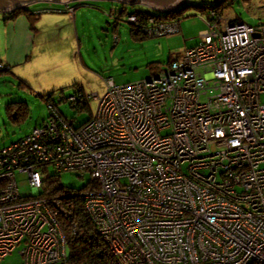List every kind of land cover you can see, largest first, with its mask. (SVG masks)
Returning <instances> with one entry per match:
<instances>
[{
	"label": "built area",
	"instance_id": "1",
	"mask_svg": "<svg viewBox=\"0 0 264 264\" xmlns=\"http://www.w3.org/2000/svg\"><path fill=\"white\" fill-rule=\"evenodd\" d=\"M221 15L163 72L107 79L102 97L88 96L97 106L85 123L48 102L42 124L0 147V264L17 248L20 264H67L58 217L72 196L117 264H264V23ZM143 32L173 35L180 22L148 17ZM65 173L90 181L43 194ZM16 174L31 194L20 195Z\"/></svg>",
	"mask_w": 264,
	"mask_h": 264
},
{
	"label": "rangeland",
	"instance_id": "2",
	"mask_svg": "<svg viewBox=\"0 0 264 264\" xmlns=\"http://www.w3.org/2000/svg\"><path fill=\"white\" fill-rule=\"evenodd\" d=\"M222 2L221 16L230 20L229 24L264 23V0H186L178 7L176 19L180 22V32L152 38L133 34L132 26L127 23V14L135 10L160 14L142 5L126 6V12L118 17L116 13L124 5L113 1L75 0L68 4L37 1L22 9L33 24L32 29L29 27L35 36L30 53L22 64L12 67L3 63L7 47L6 17L10 12H0V65L9 67L0 72V147L23 139L49 116L47 104L40 96L55 92L54 99L68 97L65 101L76 109L80 104L76 96L81 93L74 92L75 84L82 88L87 101L85 109L76 111L62 100L59 110L68 120H73L74 127L85 123L97 106L88 96L102 97L107 79L123 85L166 70L175 54L194 45L195 32L207 26L205 21L216 20L210 14L218 9L195 6L209 7ZM216 28L222 30L220 24ZM260 102L264 104V94L260 95ZM16 180L21 196L31 194L25 174H16ZM89 181V174L60 176V183L69 191L83 189ZM18 250L8 254L2 264H20Z\"/></svg>",
	"mask_w": 264,
	"mask_h": 264
},
{
	"label": "trees",
	"instance_id": "3",
	"mask_svg": "<svg viewBox=\"0 0 264 264\" xmlns=\"http://www.w3.org/2000/svg\"><path fill=\"white\" fill-rule=\"evenodd\" d=\"M223 3L224 2L209 7H206L205 5L195 6V7L201 9H208V10L218 9V11H223L222 10ZM125 7H126L125 5L122 6L120 11L116 13L118 14V17H120L122 14L126 12ZM179 12L180 10L179 8H177L176 10L169 13L160 12V14L154 15L142 9V10H135L134 12H130L129 14H127V16L129 15L136 16L137 22L134 25L130 24L132 26L131 32L135 35L140 33L146 36L143 32V28L146 24V20L148 17H155L156 19L159 20H177L176 18L178 17L177 15L179 14ZM24 13L25 10L22 9L14 10L9 13L8 17H6V20L12 21L20 15H25ZM26 18L29 23L30 29H32L33 24H31V21L28 17ZM117 21H119L118 18H116L115 21L116 24ZM177 21L179 22V20ZM234 24H239V23H234ZM4 70H5L4 68L0 69V72ZM75 87L77 89H74V92L81 93V95L77 96V102L80 104L79 106L76 107V109L74 106L72 107L71 103L69 102L68 105L70 108L75 109L76 111L83 110L86 107L87 101L85 99V96H83L82 88L77 84L74 85V88ZM54 95L55 92H52L40 97L43 98V100L46 103H48L49 101L56 103L53 97ZM66 98L67 97H64L63 99L59 98L60 100L57 102V104L54 105H58L57 108L59 109V105L61 104L62 100H64V103H66L65 101ZM49 116H50V112H49ZM43 191H44L43 194H48L49 196L56 195L57 193H59L61 197H64V195H61L63 193L73 192V191H69L68 188H65L60 183V179L58 177H56L54 180L49 179L48 181H46L43 187ZM63 202L65 203L66 209L69 211V215L67 217L59 216L58 220L60 222L66 240V249L68 253L67 264H117L115 257L109 251L108 247L106 246V243L98 235L95 226L93 225L90 218L88 217V214L84 210L82 201L77 196L75 197L72 196L69 199H63ZM73 227H75L76 229L75 233H73Z\"/></svg>",
	"mask_w": 264,
	"mask_h": 264
},
{
	"label": "crops",
	"instance_id": "4",
	"mask_svg": "<svg viewBox=\"0 0 264 264\" xmlns=\"http://www.w3.org/2000/svg\"><path fill=\"white\" fill-rule=\"evenodd\" d=\"M6 25L7 47L5 62L3 61V63L12 67L22 64L26 57H28V53H30L31 50V41L35 36L34 33L30 31L29 23L24 15L12 21H8Z\"/></svg>",
	"mask_w": 264,
	"mask_h": 264
},
{
	"label": "water",
	"instance_id": "5",
	"mask_svg": "<svg viewBox=\"0 0 264 264\" xmlns=\"http://www.w3.org/2000/svg\"><path fill=\"white\" fill-rule=\"evenodd\" d=\"M37 1H48L57 3H66L75 0H0V12H12L14 10L23 9L29 4ZM119 3L125 6L142 5L149 9L169 13L176 10L186 0H107Z\"/></svg>",
	"mask_w": 264,
	"mask_h": 264
},
{
	"label": "bare ground",
	"instance_id": "6",
	"mask_svg": "<svg viewBox=\"0 0 264 264\" xmlns=\"http://www.w3.org/2000/svg\"><path fill=\"white\" fill-rule=\"evenodd\" d=\"M57 96V95H56Z\"/></svg>",
	"mask_w": 264,
	"mask_h": 264
}]
</instances>
